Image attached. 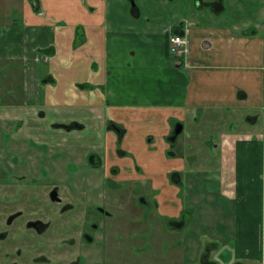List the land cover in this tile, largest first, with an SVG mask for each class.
I'll return each instance as SVG.
<instances>
[{"label":"crops","instance_id":"obj_1","mask_svg":"<svg viewBox=\"0 0 264 264\" xmlns=\"http://www.w3.org/2000/svg\"><path fill=\"white\" fill-rule=\"evenodd\" d=\"M192 4L195 11L189 8L188 17L174 13L161 42H154L150 33L108 29L105 0H0V62L22 70L21 97L18 103L0 105V119L19 114L31 119L26 137L34 139L47 128L46 107L56 114L64 111L60 104L68 114L79 109L70 121L81 124L84 109L103 106L112 122L125 130L123 145L135 151L140 168L152 175L170 164L164 136L174 120L194 111L205 118L224 108L247 110L250 124L261 117L256 133L233 127L221 133L214 175L230 197L243 196L229 222L234 247L227 251L240 261L253 257V233L264 221V0L187 3ZM131 12L139 14L133 7ZM229 20L233 23H223ZM171 32L185 39L181 55L168 51ZM118 37L120 49L114 58L123 52L121 66L133 69L158 64L162 74L152 80L156 87L141 83L132 91L129 83L139 82L124 81L117 60L116 82H109L114 72L107 67V47ZM148 135L157 150H149ZM217 262L222 264L221 259Z\"/></svg>","mask_w":264,"mask_h":264},{"label":"rangeland","instance_id":"obj_2","mask_svg":"<svg viewBox=\"0 0 264 264\" xmlns=\"http://www.w3.org/2000/svg\"><path fill=\"white\" fill-rule=\"evenodd\" d=\"M105 1L108 21L106 25L108 29H115V31L118 29L119 31L131 29L132 32L141 33L144 36L150 33L154 38V42H161L164 36V29L172 23L174 13L181 15L186 13L184 16L188 17L189 8L191 11H195L193 4L187 5L189 0L186 3L182 0ZM132 7L139 12L138 15L131 12ZM2 17H4V14L0 15V19ZM207 22L203 21L202 23ZM219 22H222V20ZM223 23H233V21L229 20ZM140 39H143V37H140ZM119 44L118 37L117 43L110 42L107 47V67L114 72L112 77L109 78V82L113 84L116 82V63L118 61L119 66L122 67L120 62L124 57L122 52L121 56L114 58L116 50L120 49L118 48ZM8 63V61L0 62L1 106L9 103H18L17 100L21 97L22 70L20 66L12 68L8 66ZM18 64L20 65L21 62L18 61ZM158 67V64H145L142 68L137 69L124 66L122 70L119 69V72H122L124 81L135 79L139 82L129 83V88L132 91H137L140 89L138 84L141 83L148 84L149 87H156L155 82H152V80L162 74ZM11 91H13V95L9 94ZM121 96L126 98L123 93ZM61 105L58 106L59 109L66 111ZM102 107L96 106L95 110L89 112L80 108L83 110L80 118L82 128H73L70 131L64 129V127L57 128V123L70 125L69 123L73 121H70L71 117L78 115L79 109L78 112L74 109L67 111L69 114L59 110L56 114V112H50L54 110L53 107H46V109L50 110H46V115H44V126L47 125V128L43 136L38 134L34 139L26 137L29 131L28 123L32 122L31 119L21 114L18 117H2L0 119V172L22 174L26 180L35 178L46 184L55 181L60 184L61 193L65 190L64 185H67L65 194L69 196V202L74 204V208L77 206L81 210L82 207L80 205L83 204V197L88 193L77 192L73 186L79 184L81 179L86 181L87 178L90 179L88 180L89 182L99 183L105 174L108 164L110 165L118 159V154L116 156L114 149L121 147V143L115 138V134L107 133L106 131L105 119L109 120V124L112 123L113 119ZM248 113L250 112H247V110L232 109L227 111L224 108L215 110L211 113V116L208 115L203 118L200 124L193 120L185 122L179 139L182 140V146L188 149L187 152L196 153L199 155V159L196 164H186V171H184L183 175L187 174L188 178L196 179L198 178L196 173H200V178L205 177L210 181L205 180L204 183L192 181L188 185L185 183L186 186H180L184 200L183 211L179 219L181 223L177 226L168 224L169 222L166 220L169 219L162 214L159 215L155 209L150 212V216L158 219V223L153 222L150 226L149 223H145L144 215L141 212L138 211L137 213V210H134V213L132 210H127L126 204L124 209H121V206L129 201V184L119 181L121 182L120 188L114 191H112L113 186L104 184L107 186L106 191L110 196L118 199L123 197L122 200H119V209L114 210L113 207H110V204L106 205L108 210L112 212L111 215H102L99 218L104 221L110 243L111 241L119 243L116 245L117 248H114V244L108 245L109 257L123 259L125 264L130 262L135 264H202L203 253L207 251L211 243H216L223 248V252L215 254V258L217 260L221 259L222 264H234L232 251L227 252L233 250L230 247L233 245L230 243L234 244L229 229L233 207H225V198L216 193L218 192L216 190L218 182H216V177L214 176V168L220 157V146L218 150L214 151L216 156H213L209 153L210 150L208 148L201 149L200 140L203 138H208L209 140L216 138L220 142L221 133L226 132L230 127H233L232 130L234 131H253V133H256L262 127L261 117L256 123L250 124L247 122ZM95 114L96 117H93ZM0 116H3V114L0 113ZM54 121L57 122L53 125L55 128L51 126V122ZM199 131L201 132L197 136ZM145 140L149 150H157L154 141L151 143L148 138H145ZM92 151L103 158L104 162L100 168L89 167L91 164L87 161V155ZM11 158H17L19 162L23 163L21 166L9 169L6 167L7 164L5 162ZM152 176H154L153 179H169L165 171H155ZM23 185L26 186L24 183ZM139 187L140 190L145 188L142 184ZM200 188L215 192L206 195L199 190ZM97 189L101 190V187ZM157 189L165 190L166 183L160 184ZM94 191L89 193L92 199L97 193V191ZM146 192H148V195L152 194L149 190ZM89 203L93 204V202ZM51 204L47 199L43 203L45 207H51ZM262 220L259 221L253 233V243H250L251 246L249 247V255H253V257L242 259L244 264H264V256H261L264 250V221L261 222Z\"/></svg>","mask_w":264,"mask_h":264},{"label":"flooded vegetation","instance_id":"obj_3","mask_svg":"<svg viewBox=\"0 0 264 264\" xmlns=\"http://www.w3.org/2000/svg\"><path fill=\"white\" fill-rule=\"evenodd\" d=\"M199 112L194 111L192 115L186 116L183 120H174L164 136L167 146V162L170 163L168 166L166 164L167 169L164 171L168 174L169 179H153L154 176L144 172L140 168L135 151L125 147L122 143L125 130L115 125L114 122L108 123L107 133H114L115 138L121 143V147L114 149L116 156L118 154V159L110 165L108 164L99 183L89 182L90 179L87 178L86 181L81 179L77 185L73 184V188L77 192L88 193L83 197V204L80 205L81 210L77 206L74 208V204L69 202V196L65 194L67 185H64L65 190L62 188L61 193L60 184L55 181L46 184L35 178L26 180L22 174L0 172V264H125L123 259L109 257L108 245L114 244V248H117L116 245L119 243L114 241L110 243L104 221L99 219L102 215H111L112 212L106 205L110 204L114 210L119 209V200H122L123 197L118 199L110 196L106 188L111 185L114 187L112 191L117 190L120 188L121 182L130 185L129 201L125 202L121 209H124L126 204L127 210H132L134 213V210H137V213L141 212L144 215L145 223H149L150 226L153 222L158 223V219L150 216V212L155 209L159 215L162 214L169 219L166 220L169 222L168 224L179 225L184 200L180 186H186L185 183L188 185L192 181H198V183H204L205 180L210 181L205 177L200 178V173H196L198 176L196 179L188 178L187 174L183 175L186 171V164H196L199 155L187 152L188 149L182 146L179 136L184 129L185 122L193 120L197 124L201 123L203 118ZM69 124L57 123V128L64 127L68 131L73 128H82V125L76 121H71ZM200 132L197 133V136ZM146 138L151 143L154 141L152 135H148ZM200 144L201 149L208 148L209 153L213 156H216L214 151L218 150L220 146V142L216 138L211 140L203 138L200 140ZM189 146L191 147L190 143ZM87 161L91 164L89 167L92 168H100L104 162L103 158L94 151L87 155ZM22 163L17 158H11L5 162L9 169L21 166ZM217 165L214 170L217 169ZM215 179L218 182L216 189L218 192L216 193L225 198V207H233L232 212L234 213L243 196L230 197L226 193V189L223 190L219 183L220 180L217 177ZM164 182L166 189H157ZM141 184L145 187L141 189L143 191L139 187ZM98 187H101V190H98ZM93 190L97 193L92 199L89 193ZM147 190L152 194L148 195ZM199 190L206 195L215 192L203 188ZM45 199L52 203L51 207L43 205ZM89 202H93V204ZM219 248V244L211 243L207 251L203 253L201 263L219 264L215 258V253ZM212 252L213 256L211 257ZM132 263L134 262L128 264ZM234 264H244V262L236 260Z\"/></svg>","mask_w":264,"mask_h":264},{"label":"built area","instance_id":"obj_4","mask_svg":"<svg viewBox=\"0 0 264 264\" xmlns=\"http://www.w3.org/2000/svg\"><path fill=\"white\" fill-rule=\"evenodd\" d=\"M185 39L182 33L171 32L168 36V51L172 55H181L184 49Z\"/></svg>","mask_w":264,"mask_h":264},{"label":"water","instance_id":"obj_5","mask_svg":"<svg viewBox=\"0 0 264 264\" xmlns=\"http://www.w3.org/2000/svg\"><path fill=\"white\" fill-rule=\"evenodd\" d=\"M176 131H178V129H176Z\"/></svg>","mask_w":264,"mask_h":264}]
</instances>
